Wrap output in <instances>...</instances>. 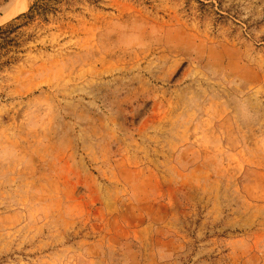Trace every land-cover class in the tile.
Listing matches in <instances>:
<instances>
[{
  "label": "rangeland",
  "instance_id": "obj_1",
  "mask_svg": "<svg viewBox=\"0 0 264 264\" xmlns=\"http://www.w3.org/2000/svg\"><path fill=\"white\" fill-rule=\"evenodd\" d=\"M57 9L1 52L0 264H264V0Z\"/></svg>",
  "mask_w": 264,
  "mask_h": 264
},
{
  "label": "trees",
  "instance_id": "obj_2",
  "mask_svg": "<svg viewBox=\"0 0 264 264\" xmlns=\"http://www.w3.org/2000/svg\"><path fill=\"white\" fill-rule=\"evenodd\" d=\"M62 2L63 0H34L27 13L17 17L12 24L6 27H0V61L2 55L1 52L7 50V48L12 46L14 42V40L11 39V36L15 33V30L24 26V24L20 26L16 25L18 21L25 20V25L36 19L47 21L48 15L56 13L58 10L57 6Z\"/></svg>",
  "mask_w": 264,
  "mask_h": 264
},
{
  "label": "bare ground",
  "instance_id": "obj_3",
  "mask_svg": "<svg viewBox=\"0 0 264 264\" xmlns=\"http://www.w3.org/2000/svg\"><path fill=\"white\" fill-rule=\"evenodd\" d=\"M11 16H13V14H12V15H10V17H11Z\"/></svg>",
  "mask_w": 264,
  "mask_h": 264
}]
</instances>
